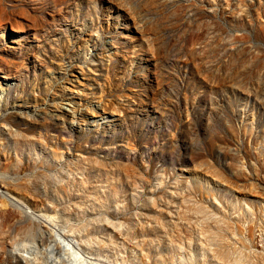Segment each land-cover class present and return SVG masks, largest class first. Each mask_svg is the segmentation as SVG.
Segmentation results:
<instances>
[{"label": "rangeland", "instance_id": "rangeland-1", "mask_svg": "<svg viewBox=\"0 0 264 264\" xmlns=\"http://www.w3.org/2000/svg\"><path fill=\"white\" fill-rule=\"evenodd\" d=\"M0 12V264H264V0Z\"/></svg>", "mask_w": 264, "mask_h": 264}, {"label": "bare ground", "instance_id": "bare-ground-1", "mask_svg": "<svg viewBox=\"0 0 264 264\" xmlns=\"http://www.w3.org/2000/svg\"><path fill=\"white\" fill-rule=\"evenodd\" d=\"M5 25H7V24H4V22H3V13L0 12V32L3 31V28L5 27ZM18 31L19 30H15V29L12 30L13 33H18ZM0 38H3V37H0ZM0 79H1V81H3V84L5 86H7V84L9 83V77L2 74ZM3 92H6V91H1L2 94H3ZM0 99H1V95H0ZM23 234L25 235L26 238L28 237L29 240L31 239L30 244L31 243L35 244L36 240H38V242H36V244L39 243L43 247L45 244L48 243V241L46 242L42 237L38 236L37 227L35 225L30 226L28 228H25L22 231V235ZM22 238H24V236ZM63 238L60 237L59 235H56L55 240H53L54 244L52 243L53 241L50 242V244H48L49 245V247H48L49 253L47 255L45 254L46 257L50 255V257L48 259H43L44 257L39 258L37 256L39 252L37 253L36 250L40 251L39 248H41V247H37L35 244L34 248H32L30 251H27V250H28V248H31V247L27 248L28 245L25 246V248H27V250L24 252L23 255L20 256V258H19L20 261L22 263L25 262V264H28L31 261H33L31 259L32 256L34 258H36V256H37L38 258L35 261H39L38 264H49V263L50 264H93L90 261L91 259L85 258L84 256L80 255V253L77 251V248H75L76 242H74L73 240L71 241V239L69 241V240L63 239ZM31 241H33V242H31ZM21 246H23V245H21ZM48 250H46V251L48 252ZM43 253H45V252H43ZM49 260H51V261L49 262Z\"/></svg>", "mask_w": 264, "mask_h": 264}]
</instances>
